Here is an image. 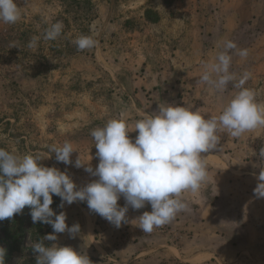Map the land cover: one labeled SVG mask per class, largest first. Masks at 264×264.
Segmentation results:
<instances>
[{
    "label": "rangeland",
    "instance_id": "obj_1",
    "mask_svg": "<svg viewBox=\"0 0 264 264\" xmlns=\"http://www.w3.org/2000/svg\"><path fill=\"white\" fill-rule=\"evenodd\" d=\"M17 3L20 19L0 20V148L21 156L39 154L44 166L66 171L77 189L98 179L85 171L88 165L95 169L99 164L92 130L121 113L131 128L144 115H155L160 104L200 109L205 118L219 115L241 90L236 85L245 73L250 77L243 87L264 104V0ZM56 22L63 23L61 34L44 39ZM81 35H91L95 46L78 50L74 41ZM33 37L39 39L29 47ZM229 40L238 49H247L248 55L228 50L229 71L236 79L221 91L200 82V77ZM137 135L138 130L129 133L133 141ZM219 135L217 148L206 153L222 162L204 157L207 181L197 192L182 193L188 208L170 223L144 233L135 219L151 211L146 204L139 210L129 206L128 222L117 228L91 211L86 200H77L64 203L60 212L66 213L69 227L78 223L80 232L73 236L65 231L44 244L71 246L87 255L90 264H264V198L254 193L256 177L264 169L259 155L264 126L239 137ZM65 142L76 149L72 164L57 161L50 150ZM79 157L86 162L84 167L75 166ZM58 200L61 205V198L54 195L53 204ZM118 204H126L123 196ZM205 215L213 232L197 227ZM188 222L194 230L186 229ZM35 230L8 264H36L34 244L53 228L46 225L41 238ZM195 250H234L237 256L235 261L219 255L193 259Z\"/></svg>",
    "mask_w": 264,
    "mask_h": 264
},
{
    "label": "clouds",
    "instance_id": "obj_2",
    "mask_svg": "<svg viewBox=\"0 0 264 264\" xmlns=\"http://www.w3.org/2000/svg\"><path fill=\"white\" fill-rule=\"evenodd\" d=\"M21 9L17 0H0V20L15 23L20 19ZM63 23L56 22L46 31L44 39L54 40L62 32ZM39 37H33L29 47H34ZM74 43L78 50L95 46L91 35H81ZM224 51L216 57L200 77L217 90H224L235 76L229 71L232 57L228 50H237L241 57L248 55L247 49H238L233 41L224 44ZM250 73H245L237 87L241 90L233 97L221 114L205 118L200 109L169 104L159 106L155 115H144L134 128L128 126L124 114L109 120L105 126L92 130L95 140L98 166L91 165L85 171L98 179L77 189L66 171L44 166L39 154L17 155L14 151L0 148V221L21 213L25 206L31 207L33 223L50 224L53 232L34 244L38 253L36 264H90L82 251L71 246L52 244L57 234L65 231L71 235L80 232V225L71 227L66 222V213L57 214L51 207L53 196L64 203L87 201L88 208L119 228L127 223L129 206L139 210L146 204L151 211H144L137 219L144 233L170 223L176 215L185 211L188 204L181 198L186 191L197 192L208 179L207 164L202 153L216 149L221 133L239 137L244 132L264 126V104L256 101L253 90L244 88ZM138 130L133 141L129 133ZM56 160L72 164V153L76 151L70 142L50 149ZM264 159V148L260 150ZM80 157L77 168L84 167ZM258 184L254 193L264 198V169L256 177ZM123 196L126 204L120 206ZM134 221V220H133ZM6 248L0 246V264H5Z\"/></svg>",
    "mask_w": 264,
    "mask_h": 264
},
{
    "label": "trees",
    "instance_id": "obj_3",
    "mask_svg": "<svg viewBox=\"0 0 264 264\" xmlns=\"http://www.w3.org/2000/svg\"><path fill=\"white\" fill-rule=\"evenodd\" d=\"M53 204V203H52ZM54 211L60 213L59 200L52 205ZM27 225L32 226V232L27 228ZM48 225L43 222L33 223L31 218V207L25 206L21 213L15 214L12 218H7L0 221V230L3 232V237L0 238V246L6 248V255L4 257L5 264L9 263L10 258L15 252H18L23 247L24 242L27 240L29 233L33 235V229L35 233L39 234V237L44 234V227ZM50 225V224H49Z\"/></svg>",
    "mask_w": 264,
    "mask_h": 264
},
{
    "label": "crops",
    "instance_id": "obj_4",
    "mask_svg": "<svg viewBox=\"0 0 264 264\" xmlns=\"http://www.w3.org/2000/svg\"><path fill=\"white\" fill-rule=\"evenodd\" d=\"M202 156L205 157V159H213V162H222V159L219 157V156H216V155H212V154H208V153H202L201 154ZM206 155V156H205ZM207 157V158H206ZM207 161V160H206ZM208 165V164H207ZM209 211V210H208ZM207 211V214L209 213ZM206 214V215H207ZM203 216L202 220H201V223L197 225V227H199L198 229H203L204 232L203 233H209V232H213L214 228H212L208 222V218L207 216ZM176 223L180 224V225H183V222L182 221H178L177 219L175 220ZM193 224L195 223L194 221H192ZM192 222H188V226L186 227V229H189L188 231L190 230H194L195 228H193L192 226ZM203 225V226H202ZM182 237L183 236H186V234H181ZM105 251V250H103ZM121 253L124 254L123 250H119ZM168 252V250H165ZM130 253H135V252H139V253H144L145 250H129ZM98 253H99V250H98ZM169 253V252H168ZM178 254H181L182 251L181 250H178L177 252ZM237 251H234V250H195L193 251V255L195 256L193 259L195 258H198V257H204V259H211L212 257H216V256H220L222 257L224 260H227V261H235V258L237 256ZM248 254H250L248 252ZM127 255V254H125Z\"/></svg>",
    "mask_w": 264,
    "mask_h": 264
}]
</instances>
